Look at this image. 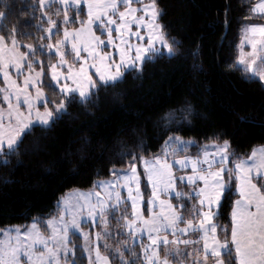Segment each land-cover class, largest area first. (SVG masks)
<instances>
[{
    "label": "snow or ice",
    "instance_id": "snow-or-ice-1",
    "mask_svg": "<svg viewBox=\"0 0 264 264\" xmlns=\"http://www.w3.org/2000/svg\"><path fill=\"white\" fill-rule=\"evenodd\" d=\"M53 3L54 0H48L47 4L45 0H38V5L33 6V18L37 7L41 10L40 19L47 17V27L38 29L48 33L47 36L39 37L47 43L25 44L20 41V37L27 39L29 33L19 31L15 25L6 33L0 28V73L3 74L5 85L0 88V92L3 93L8 109L6 121L3 110H0L2 168H7L13 157L29 151L28 148L22 151V146L30 132L39 128L46 133L58 121L70 115L69 109L73 106H78L84 112L91 111L99 103L102 90L115 89L124 82L128 73L139 76L148 63L163 57L171 58L177 50V42L166 36L164 26L159 23L162 12L157 0H59L55 11L52 10ZM73 5L76 6L74 10ZM85 5L87 19H80L79 28L67 27L76 18H80ZM118 5H123V9ZM70 10H73L72 16H69ZM249 11L264 14V0L252 5ZM117 13L118 20L114 19ZM5 16V12H0V18ZM53 16H62L65 25L62 35L60 21L52 19ZM93 21H99L108 31L105 48L113 44V29L110 26H116L114 31L122 45H117L115 49L118 58L100 48L105 42L92 30ZM143 30H146V39ZM245 32L252 48L251 53L247 54L251 59H245L243 50L237 59L252 71L257 58L264 63V55H260L264 51V25H248ZM125 36H135L137 43L133 45ZM157 44L160 46L157 47ZM68 45L75 54L74 62L66 58L69 55ZM52 49H55L54 53ZM192 55L195 58L197 52L194 51ZM54 57H59L58 62H51ZM44 59L48 60L47 67L51 71L52 81L59 84V92L55 85H45L40 80L45 73ZM65 65L67 70L62 72L60 69ZM13 68L23 75L22 85L12 78L10 73ZM25 72L27 75H24ZM252 75H258L259 80L264 81V71L253 72ZM61 77L64 83H60ZM46 86L56 98L45 97ZM31 89H35V95H32ZM21 94L24 96L22 103L26 111L20 103ZM13 95L17 101L15 105L12 103ZM177 112L181 115L179 121L174 119ZM193 112L192 103L184 100L178 108H170L164 113L161 121L167 134L159 152L150 157L147 156L149 149L145 138L139 134L138 128L130 130L133 136L132 150H127L129 145L118 137L119 148L108 157V171L112 179L94 182V187L108 189L106 199L100 198L99 191L95 192V201L91 192L82 193L71 212L62 210L59 217L49 218L46 225L44 221L33 218L31 226L24 230L18 227L0 229V264H61L62 261L63 264H69V253L75 256L74 246L71 249L69 247L70 226L79 229L83 221L77 217L84 212L101 225H108L110 219H115L117 234L123 235L126 229L128 236L133 239L132 246H128L127 240L117 241L114 252L105 244L108 255L101 254L98 244L86 246L89 264H94L91 256L93 251L95 264H109L112 256L119 258V264H137V261L139 264H209V261L211 264H264V147L259 154L253 149L250 155H241L232 150L230 139L220 133H213L207 139L214 145V155H210L205 146L202 159L200 156L179 157V152L196 146L195 141H185L178 134L183 130V124L190 122ZM239 119L247 122L244 117ZM90 143L87 137H82L75 153L82 152ZM33 146H39V137L33 141ZM170 154L177 158L170 162ZM124 161L127 162L126 168ZM138 163L143 164V173H138ZM189 163L190 174L174 177L175 166L183 169ZM226 164L229 166L226 167ZM141 176L147 177L152 188L151 197L145 202V211L151 214L149 216L143 215L139 206L143 199ZM177 180L189 190H176L174 198L177 203L173 205L171 201L162 199L161 194L176 189ZM118 185L127 188L131 211L125 202L117 218L115 212L122 200ZM233 188L238 195L231 206L230 233L222 230L221 237L216 223L220 215L218 210L223 207V199L233 195ZM185 198L194 203L190 206ZM113 200L115 204L109 203ZM157 203L159 212L153 210ZM57 207H60L59 203ZM143 231L149 234L150 243L142 245L137 253L135 239L137 233ZM189 233L195 239L188 238ZM95 238L97 241L111 239V229H102L96 233ZM180 244L185 248L181 249ZM126 256L135 259L126 261ZM71 264H76V259H72Z\"/></svg>",
    "mask_w": 264,
    "mask_h": 264
},
{
    "label": "trees",
    "instance_id": "trees-1",
    "mask_svg": "<svg viewBox=\"0 0 264 264\" xmlns=\"http://www.w3.org/2000/svg\"><path fill=\"white\" fill-rule=\"evenodd\" d=\"M157 2L162 12L159 23L164 26L166 36L177 42L175 55L148 63L139 76L128 73L124 82L115 89L102 90L99 103L91 111L84 112L73 106L69 109L70 115L46 133L39 128L30 132L22 146V151L23 148L29 151L13 157L7 168L0 167V229L29 225L33 218L55 217L59 211L57 205L67 192L88 191L94 188L95 181L111 178L108 157L119 148L118 137L129 145L127 150L133 149L132 128H138L139 134L144 136L149 149L148 157L159 152L167 134L161 117L170 108H178L184 100L192 103L194 112L190 122L184 123L183 130L178 134L186 140L195 141L196 146L178 155L200 156L203 148L212 143L207 138L213 133L230 139L232 150L241 155H250L254 148L264 146V85L240 67L237 59L243 27L249 23H264V16L249 11L259 0ZM57 4L53 3V11ZM35 5H38V0H0V12L6 13L0 18V28L6 33L15 25L19 31L29 33L27 39L20 37L25 44L47 43L39 37L48 33L38 30L47 27V17L41 20V10L37 7L33 18ZM73 10L69 11V16L73 15ZM81 18L87 19L85 7L80 18L67 27L79 28ZM52 19L60 21L62 35L65 27L62 16H53ZM96 31L99 33L100 29L96 28ZM194 51L197 52L195 58L192 55ZM68 52L66 58L74 62L69 47ZM57 60L58 57H54L51 62L56 63ZM47 65L48 60L44 59L42 83L54 85ZM2 86L0 79V88ZM44 91L49 99L56 98L49 87L46 86ZM56 91L59 92L57 87ZM239 117L246 118L247 122H241ZM174 119H181L179 112ZM37 137L39 146L34 148L33 141ZM82 137H87L91 143L82 152L75 153ZM70 152L73 154L69 155ZM123 164L126 168L127 162ZM141 165L138 163L137 167L143 173ZM142 177L144 214L148 215L145 202L151 192L145 176ZM177 189L181 192L189 190L179 181ZM237 195L233 188V195L224 198L223 207L218 210L220 215L216 223L221 237L222 230L230 233L231 206ZM171 201L176 205L174 197ZM187 203L191 206L194 202L187 200ZM117 233L118 229H114L112 241L104 240L105 244L111 243L115 250L117 241L127 240L128 246H132L131 237ZM70 242L75 256L71 255L69 262L76 259V264H88L83 238L74 233ZM104 242L99 246L106 254L108 251ZM141 246L135 241L137 253ZM125 259L135 257L126 256ZM110 261L111 264H119L117 256L110 257Z\"/></svg>",
    "mask_w": 264,
    "mask_h": 264
},
{
    "label": "rangeland",
    "instance_id": "rangeland-1",
    "mask_svg": "<svg viewBox=\"0 0 264 264\" xmlns=\"http://www.w3.org/2000/svg\"><path fill=\"white\" fill-rule=\"evenodd\" d=\"M254 14L255 15L264 16V14H260V13H254ZM250 25H255V24H250ZM258 25H264V23H261V24H258ZM247 26L248 25H246L245 27H243L242 34H241V40H240L239 45H238L239 55L241 53V50H243V52L246 54V56H245V59L246 60L251 59V57L248 56L247 54L248 53H251V51H252L251 45L247 42V38H246V36L248 34H246V32H245V28ZM102 32L108 36V31L103 26H102ZM112 36H113V40H114L117 37V34L114 33V31H113L112 32ZM102 37H104V35ZM105 45H107V41H105ZM156 46L159 47L160 45L157 44ZM259 47L260 46L258 45V48ZM105 49L109 50L108 47L105 48ZM52 51H55V49H52ZM260 55H264V51H261L260 52ZM238 65L240 67H242L243 69H245L251 76H253L252 75L253 72H257L258 73V72L264 71V63H261V61H260L259 58H257L256 61H255V63L253 64L252 71H249V69L246 67V65L240 64L239 61H238ZM255 78H258L259 79L258 75H256ZM261 82L264 85V81H261ZM184 140L185 141H189V140H186V139H184ZM210 145H213V144L211 143ZM175 158H177V157H174L171 154L168 156V159H169L170 162L172 160H174ZM216 158L219 159V157H216ZM141 167H142V170L144 171L143 164L141 165ZM137 171H138V173H140L138 167H137ZM184 174H187L186 171H181L180 174L177 173V172L174 174V172H173V175L176 178H179L181 175H184ZM145 178L147 180V177L146 176H145ZM109 179H112V177L109 178ZM109 179H107V180H109ZM143 182H144V180H143V177L141 176L140 190H141V194H142L143 199L139 202V206H140V209H141V213L144 215V195H143V185L144 184H143ZM185 182H186V175H185ZM149 186H150V184H149ZM117 190L120 192V195L122 197V200L120 202V205L117 207V211L115 212V216L118 218L121 215V211L123 210V207H124L125 202H127L129 212L131 211V207H130L131 201H129L127 199L128 198L127 188L123 187V185H118L117 186ZM149 190H150V192H152V188L151 187H149ZM97 191L101 192V197H100L101 199H106L107 198L108 189L106 187H104V188H96V187H94V188H92L91 190H88V191H85V190H72V191L67 192L64 196H62V198H61V200L59 202L60 207L58 208L59 209L58 215L55 216V217H59L60 212L62 210H64V209H67L69 212H71V209L76 205V201L79 199V197H80V195L82 193L83 194H87V193H90L91 192L93 194L92 199H93V201H95V199H96L95 192H97ZM173 192H174V190H172L170 193H167L166 192L162 197L164 199L168 198L169 201H171V199L173 197H175V195H173L172 197H170L169 194H172ZM150 197H151V195H150ZM109 203L115 204V201L114 200L113 201H109ZM171 203H172V201H171ZM153 209H154V206H153ZM108 211L110 212L111 209H108ZM73 214H75V213H73ZM67 218L68 217L66 216V219ZM77 218H78V220L83 221V223H81V227L79 229L72 228L70 226V230H69V233H68V240L70 241L71 240V237H72V234L76 233V234L80 235L83 238L84 248L86 246H94V245H97V244L98 245L99 244H103V242H104L105 239H101V240L97 241L96 238H95L96 237V233L102 231V229H106V228H110L111 229V239H109V241H112V238H113L112 237V231L114 229H118L115 219H110L108 225H101L98 220L94 222L93 219H92V217L88 216L87 212H84L82 214H79ZM38 219L44 221L45 222V225H46V221L49 218H47V219L38 218ZM31 223L29 225H13V226L7 227L6 229H13V228H17L18 227L21 230H24V229L30 227L31 226ZM122 223L123 222L121 221V224ZM43 230H44V226H42V231ZM123 233L128 236V232H127L126 229L123 230ZM0 238H2V237H0ZM188 238L195 239L194 236H188ZM137 239H135L136 242H138ZM104 245H105V242H104ZM200 246L202 247V242H201V245ZM69 247H70V245H69ZM188 247H191V245H189ZM70 249H71V247H70ZM108 249H112L114 251L113 245H111V243L108 244ZM105 253L106 254H104V253L101 252L102 255H108L107 252H105ZM86 255L88 256V260H89V253L87 251H86ZM70 256H71V252L69 253V257ZM91 256H92V260H93V262L95 264V252L94 251L91 253ZM61 264H63V261L61 262ZM69 264H71V263L69 262ZM88 264H89V262H88ZM109 264H111V261H109Z\"/></svg>",
    "mask_w": 264,
    "mask_h": 264
},
{
    "label": "crops",
    "instance_id": "crops-1",
    "mask_svg": "<svg viewBox=\"0 0 264 264\" xmlns=\"http://www.w3.org/2000/svg\"><path fill=\"white\" fill-rule=\"evenodd\" d=\"M55 2H57V3H59V0H54V3ZM144 2H147V0H144ZM45 3L47 4L48 3V0H45ZM120 8H121V10L123 9V5H118ZM134 6H135V4H134ZM73 7H76L75 5H73ZM85 8H86V11H87V6L85 5L84 6ZM114 19H119V17H118V13L116 14V16H114ZM250 24H255V25H258V24H261V23H249V24H246V25H250ZM245 25V26H246ZM244 26V27H245ZM110 27H112V29H113V31H114V29H115V25H111ZM132 27L133 28H135V25H132ZM96 28H99L100 29V32L98 33V31H96ZM92 30L97 34V35H100L101 36V39L102 40H104V42L105 41H107V35L106 34H104L103 32H102V25L100 24V22L99 21H93V23H92ZM243 30V29H242ZM114 33H116L115 31H114ZM117 34V33H116ZM142 34H144L145 35V39H146V30H143L142 31ZM104 35V37H102ZM125 39H128L129 41H130V43H132L133 45H135V43H137V40H136V37L135 36H125L124 37ZM141 43H143V42H141ZM117 45H121V40L118 38V34H117V37L113 40V44H111V45H108L107 47H108V49L109 50H107V49H105V44H102V45H100V48L101 49H103V50H106V51H108V52H110V53H113V55H115L117 58H118V52L117 51H115V49H116V47H117ZM122 46V45H121ZM68 47L70 48V50H71V47H70V45H68ZM22 51H26L27 49H21ZM55 52V51H54ZM82 55H84V56H87L88 55V53H82ZM73 56H74V60L76 59L75 58V54L73 53ZM58 60H59V57H58ZM58 60H57V62H58ZM62 72H65L66 70H67V65H65V66H63L61 69H60ZM92 71L94 72V69H92ZM11 76H12V78L14 79V80H16L17 81V83L18 84H23V75H20V74H18L17 73V71L13 68V69H11ZM24 75H27V72H25L24 73ZM43 76H44V74L40 77V80H41V82H43ZM50 76H51V71H50ZM95 78V77H94ZM0 79L2 80V83H3V86H2V88L3 87H5V85H4V81H3V74L2 73H0ZM65 81L63 80V77H61L60 78V83H64ZM68 83H71V81H67ZM53 83H54V85L59 89V84H57L55 81H53ZM31 92H32V95H35V89H31ZM44 93H45V91H44ZM45 97L47 98V99H49L48 98V96H47V94L45 93ZM23 99H24V96H23V94H21V96H20V103H21V105H22V108H23V110H25L26 111V106H24L23 105ZM12 103L15 105L16 103H17V101H16V98H15V95H13L12 96ZM0 110H3V112H4V118H5V121L7 120V102H5L4 100H3V93H1V96H0ZM211 144V143H210ZM210 144H208V145H206V147H207V150H208V152L210 153V155H214V152H215V148H214V145H210ZM262 147H264V146H259V147H256V148H254L256 151H257V153L259 154V151H260V149L262 148ZM179 157H184V156H180V155H178ZM188 157H192V158H196L197 156H188ZM200 157H201V159L203 158V153L200 155ZM218 157V156H217ZM217 160H218V158H216ZM227 166H229V165H227L226 164V167ZM181 171H186V173L187 174H190L191 173V163H189V166L187 167V168H183V169H180L179 168V166H175L174 168H173V172H174V174L177 172V173H181ZM178 181V180H177ZM186 183V182H185ZM150 187H151V185H150ZM177 190V185H176V189H174V192L172 193V194H169V196L170 197H172L173 195H175V191ZM166 192H162V194H161V198L162 199H164L162 196L165 194ZM168 196V197H169ZM166 200H169L168 198H166ZM155 212H159L160 211V207H159V205H158V203H157V205H155L154 206V209H153ZM145 215V214H144ZM149 215H151L150 213L148 214V215H145V216H149ZM148 233H147V231H143L142 233L141 232H138L137 233V237H136V239L138 240V242L139 243H141L142 245H147L148 243H150V241L148 240ZM218 235H219V230H218ZM188 236H192V234L190 233ZM179 247L181 248V249H184L185 248V246L183 245V244H180L179 245ZM223 255V254H222ZM209 264H211V261H209Z\"/></svg>",
    "mask_w": 264,
    "mask_h": 264
}]
</instances>
